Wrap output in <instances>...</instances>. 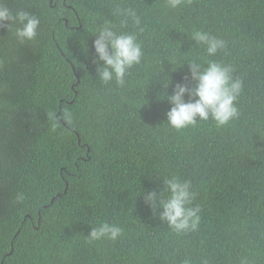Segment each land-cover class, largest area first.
Here are the masks:
<instances>
[{"label":"trees","instance_id":"16d2710c","mask_svg":"<svg viewBox=\"0 0 264 264\" xmlns=\"http://www.w3.org/2000/svg\"><path fill=\"white\" fill-rule=\"evenodd\" d=\"M7 3L41 24L24 43L0 28V264H264V0ZM105 21L143 47L124 86L97 76L93 41ZM195 30L226 48L209 56ZM193 60L230 65L242 79L237 119L167 123V94L191 86ZM171 176L196 193L194 232L175 233L144 199ZM103 222L121 238L89 242Z\"/></svg>","mask_w":264,"mask_h":264},{"label":"clouds","instance_id":"9594fccd","mask_svg":"<svg viewBox=\"0 0 264 264\" xmlns=\"http://www.w3.org/2000/svg\"><path fill=\"white\" fill-rule=\"evenodd\" d=\"M166 3L169 8L177 9L184 0H166ZM116 12L125 18V22L130 19L137 26L141 24L140 17L130 7H117ZM40 24V17L33 12L24 9L13 11L7 0H0V28L14 30L19 42L35 40ZM191 38L196 44L204 45L209 56H215L227 46L225 40L205 31L195 30ZM93 47V62L97 65V76L103 83L115 80L119 86H124L129 70L140 64L144 57L136 33L117 32L110 21H105L97 29ZM188 65L193 83L191 86L187 82L176 83L173 94H167V100L172 105L167 112V123L179 131L195 126L198 119L208 121L211 118L218 127L237 119L240 115L237 101L243 90V81L233 77V67L214 60H209L206 67L195 60L188 62ZM188 79L187 76L184 78L185 81ZM164 192L168 193L167 198H164ZM143 195L154 213L162 209L159 211L160 220L175 233L198 229L201 209L198 205L192 206L196 193L190 181L171 176L165 178L162 193L151 191ZM23 199V193L16 195L17 202ZM122 235L120 226L103 222L94 227L87 238L89 242L105 239L117 241ZM183 264H191V261L186 259Z\"/></svg>","mask_w":264,"mask_h":264},{"label":"water","instance_id":"95a60500","mask_svg":"<svg viewBox=\"0 0 264 264\" xmlns=\"http://www.w3.org/2000/svg\"><path fill=\"white\" fill-rule=\"evenodd\" d=\"M52 1V0H51ZM59 116V115H58ZM61 121H63L62 119H60ZM67 126V124H65ZM68 127V126H67ZM55 200V198L52 199L51 203H53Z\"/></svg>","mask_w":264,"mask_h":264}]
</instances>
